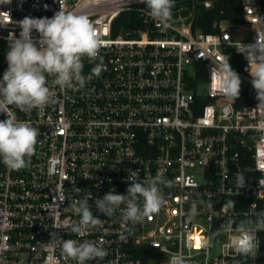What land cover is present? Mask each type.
<instances>
[{"label": "built area", "instance_id": "obj_1", "mask_svg": "<svg viewBox=\"0 0 264 264\" xmlns=\"http://www.w3.org/2000/svg\"><path fill=\"white\" fill-rule=\"evenodd\" d=\"M229 1L240 4L241 22L208 23L212 1L175 0L164 29L144 0H0V76L9 38L26 16L86 15L104 41L98 58H83V74L91 76L84 88L61 89L48 77L52 103L0 113L39 132L25 167L0 163V264H76L53 241L60 237L105 249L87 264H168L177 253L190 264H264V231L253 258L237 254L232 233L221 230L264 210V105L236 49L264 40V19L259 0ZM225 57L241 79L238 97L213 71ZM97 63L99 75L91 72ZM53 158L61 163L50 172ZM155 176L163 178L166 201L158 213L131 224L119 210L109 217L96 209L94 200L109 191L126 195L131 180ZM85 195L102 224L76 236L70 225L79 217L69 205ZM229 199L235 207L224 209ZM193 202L198 214L189 219Z\"/></svg>", "mask_w": 264, "mask_h": 264}, {"label": "clouds", "instance_id": "obj_2", "mask_svg": "<svg viewBox=\"0 0 264 264\" xmlns=\"http://www.w3.org/2000/svg\"><path fill=\"white\" fill-rule=\"evenodd\" d=\"M148 15L154 18L162 28L167 29L173 17L175 0H144ZM20 28L19 35L9 38L6 52L7 68L0 76V113L5 114L8 106H15L21 111H30L44 107L54 101L53 88L48 77H53L51 84L61 89L73 87L84 88L91 76L83 74V58H98L104 41L97 34L93 22L86 15L72 11H57L52 17H29L16 22ZM36 33L37 35H34ZM241 52L248 62L251 84L257 93L258 105H264V40L259 36L255 43L244 45L240 42ZM102 64L97 63L91 72L99 75ZM224 77V84L229 96H239L241 79L231 68L228 57L225 62L213 68ZM38 129L27 121L7 116L0 120V163L7 168L19 170L26 166L27 158L35 151ZM61 161L53 158L50 172H55ZM131 180V179H130ZM246 178L238 173L236 183L245 186ZM161 176H155L145 182L131 180L127 194L109 191L102 198L95 199L98 212L113 216L119 210L123 221L136 224L146 217L158 213L166 203L160 184ZM80 193L79 188L74 189ZM91 195L76 198L69 205L70 210L79 217L70 225V233L84 236L93 228L100 226L102 220L91 210ZM203 204V201L199 202ZM209 209L212 205H208ZM235 202L229 199L224 209H233ZM198 214V204L193 202L188 218ZM222 231H230L231 245L237 254L256 257L259 248L257 233L264 231V210L256 214L255 219H246L233 226L231 222L221 226ZM62 252L76 261L104 258L106 251L91 240L56 238ZM126 240L125 234L120 235ZM208 241H205V245ZM168 264H190L182 253L168 257Z\"/></svg>", "mask_w": 264, "mask_h": 264}, {"label": "trees", "instance_id": "obj_3", "mask_svg": "<svg viewBox=\"0 0 264 264\" xmlns=\"http://www.w3.org/2000/svg\"><path fill=\"white\" fill-rule=\"evenodd\" d=\"M212 1L214 6L208 12V23L214 20H225L231 23H237L242 21V10L240 4L237 1L229 0H209ZM260 1V7L262 16L264 19V0ZM124 18V16H123ZM122 19V18H121ZM212 28H204L205 32H211Z\"/></svg>", "mask_w": 264, "mask_h": 264}, {"label": "rangeland", "instance_id": "obj_4", "mask_svg": "<svg viewBox=\"0 0 264 264\" xmlns=\"http://www.w3.org/2000/svg\"><path fill=\"white\" fill-rule=\"evenodd\" d=\"M197 72H198V73H201V70H198ZM212 249H213V247H212Z\"/></svg>", "mask_w": 264, "mask_h": 264}]
</instances>
